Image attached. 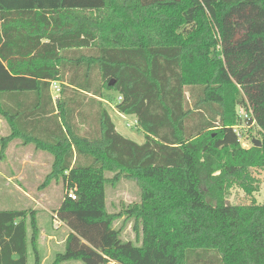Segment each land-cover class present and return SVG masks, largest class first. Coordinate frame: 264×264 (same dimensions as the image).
I'll use <instances>...</instances> for the list:
<instances>
[{"label":"trees","instance_id":"obj_1","mask_svg":"<svg viewBox=\"0 0 264 264\" xmlns=\"http://www.w3.org/2000/svg\"><path fill=\"white\" fill-rule=\"evenodd\" d=\"M107 100L143 144L116 131ZM248 107L260 147L233 129ZM0 117V158L14 140L32 145L53 159L41 186L65 187L52 264H264V205L227 201L233 186L251 196V170L264 171V0H0ZM120 177L140 191L125 212L135 243L105 207ZM38 236L34 211H0V264L29 252L40 264Z\"/></svg>","mask_w":264,"mask_h":264},{"label":"rangeland","instance_id":"obj_2","mask_svg":"<svg viewBox=\"0 0 264 264\" xmlns=\"http://www.w3.org/2000/svg\"><path fill=\"white\" fill-rule=\"evenodd\" d=\"M92 79L94 84H97L96 81L98 80V75L96 72H93ZM59 89V83H52L50 93L53 101L62 99ZM186 95L188 97L189 94L187 93ZM112 96L116 97V95ZM79 97L83 99V102H89L90 100L89 95H81ZM95 101L97 102V100ZM88 105L92 106L94 111L97 110L96 104L92 105L89 103H84L82 104L80 111H84L86 113L88 110ZM102 106L110 115L115 129L120 135L136 144L141 145L144 143V134L138 131L135 118L120 115L115 110L114 103H111L109 100L102 102ZM238 111L239 109L237 108V112ZM76 113L79 112L75 111V115ZM0 119L1 136L5 133L8 134V132L5 130L3 119L1 117ZM74 123H77L78 128L82 133L86 132L92 134L93 131L91 129H95V126H93L91 123L83 124L80 122L79 117L74 118ZM93 124L95 125L94 121ZM238 126L240 128L237 131L241 136L240 144L242 147H251L253 139L260 141L256 127H248V125L242 122H240ZM18 143L21 144L20 141ZM25 153L29 154L30 151H25ZM15 154L17 153L11 151L8 155ZM4 156L5 154H3V156L0 158V161ZM1 166L3 165H0V171L2 173L0 175V211H34L39 229L37 248L39 250L40 264H52L55 255L63 251L64 240L68 234V228L63 223H59L54 217L56 215V210L59 208L65 197V187L63 183L60 180L49 181L45 186H41L47 176L45 173L37 177H30L27 175L25 176L23 173L21 177H13L8 180L7 178H9V175H7L8 177L5 175L8 173ZM251 175L257 181L255 184L256 191L251 196H247L241 189H239V187L233 186L227 194V201L230 204L247 205L250 204L252 200L256 201V198L258 199V202L263 200L264 171L252 169ZM105 177L110 179L113 177V174L106 173ZM139 203L140 191L135 182L124 177H120L115 183H110L105 186L106 210L109 214L120 215L119 219L114 222L113 228L116 230L121 229V237L124 241H130L132 243L138 242L139 238H136L135 231L133 230L135 220L133 218H127L125 212L129 207ZM33 262V255L31 252H29L28 264H33ZM63 264L80 263L70 262Z\"/></svg>","mask_w":264,"mask_h":264},{"label":"crops","instance_id":"obj_3","mask_svg":"<svg viewBox=\"0 0 264 264\" xmlns=\"http://www.w3.org/2000/svg\"><path fill=\"white\" fill-rule=\"evenodd\" d=\"M3 121H4L5 130L8 132V134L7 133L2 134L0 137H6L10 134L9 126L7 125L4 119ZM0 123H1V119H0ZM18 142L19 140H14L8 144L5 151V156L0 161V165H3L1 167H3V169L6 170V172L8 173L5 175L6 176L9 175V178L7 179L9 180L13 177H21L23 173L25 176L27 175L30 177H37L39 175H42L43 173L48 174L53 160L52 157L45 152L35 151L32 145L22 146ZM11 151L16 152L17 154L8 155L9 152ZM25 151H30V153L26 154ZM1 174L2 173L0 171V175ZM255 202L258 205H264V196L261 202H258L257 198Z\"/></svg>","mask_w":264,"mask_h":264},{"label":"built area","instance_id":"obj_4","mask_svg":"<svg viewBox=\"0 0 264 264\" xmlns=\"http://www.w3.org/2000/svg\"><path fill=\"white\" fill-rule=\"evenodd\" d=\"M239 111L237 112V115L240 119V122L242 123H245L247 125L248 121H250V119L252 118V113H251V110L249 109V107L247 109H244V108H238ZM240 127L238 125H236L233 129H234V132L236 133L238 139H239V142H240V134L238 133V129ZM245 148V147H244ZM67 197L68 198H71V199H74V194L72 191H69L68 194H67Z\"/></svg>","mask_w":264,"mask_h":264},{"label":"water","instance_id":"obj_5","mask_svg":"<svg viewBox=\"0 0 264 264\" xmlns=\"http://www.w3.org/2000/svg\"><path fill=\"white\" fill-rule=\"evenodd\" d=\"M109 85H113V81H111V82L109 83ZM252 144H253L255 147H260V146H261V143H260V141H258V140H253V141H252Z\"/></svg>","mask_w":264,"mask_h":264}]
</instances>
